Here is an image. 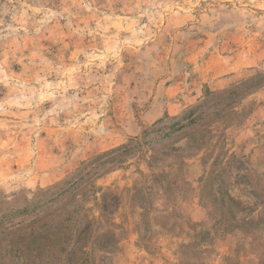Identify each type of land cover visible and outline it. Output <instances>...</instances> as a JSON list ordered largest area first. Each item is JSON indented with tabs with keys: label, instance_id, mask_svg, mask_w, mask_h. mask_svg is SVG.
Here are the masks:
<instances>
[{
	"label": "rangeland",
	"instance_id": "1",
	"mask_svg": "<svg viewBox=\"0 0 264 264\" xmlns=\"http://www.w3.org/2000/svg\"><path fill=\"white\" fill-rule=\"evenodd\" d=\"M0 264H264V0H0Z\"/></svg>",
	"mask_w": 264,
	"mask_h": 264
},
{
	"label": "trees",
	"instance_id": "2",
	"mask_svg": "<svg viewBox=\"0 0 264 264\" xmlns=\"http://www.w3.org/2000/svg\"><path fill=\"white\" fill-rule=\"evenodd\" d=\"M192 122V121H191Z\"/></svg>",
	"mask_w": 264,
	"mask_h": 264
}]
</instances>
